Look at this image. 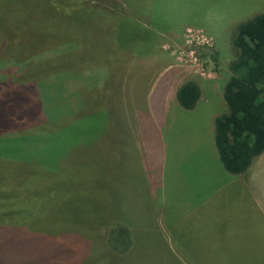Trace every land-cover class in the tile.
<instances>
[{"label":"rangeland","instance_id":"obj_1","mask_svg":"<svg viewBox=\"0 0 264 264\" xmlns=\"http://www.w3.org/2000/svg\"><path fill=\"white\" fill-rule=\"evenodd\" d=\"M259 14L264 0H0V264H201L187 202L222 166L231 39ZM188 81L194 110L174 103ZM114 218L134 238L121 260Z\"/></svg>","mask_w":264,"mask_h":264},{"label":"trees","instance_id":"obj_2","mask_svg":"<svg viewBox=\"0 0 264 264\" xmlns=\"http://www.w3.org/2000/svg\"><path fill=\"white\" fill-rule=\"evenodd\" d=\"M230 45L234 57L222 93L227 110L214 120V144L224 170L238 175L264 151V14L239 24ZM31 89V98L41 96L38 89ZM175 99L183 109L192 110L201 99V89L188 81L178 88ZM31 107L34 111L39 108L35 102ZM14 118L10 120L23 119ZM122 223L128 224L118 218L107 224L106 246L120 256L113 257L116 260L129 256L134 243L132 233Z\"/></svg>","mask_w":264,"mask_h":264},{"label":"crops","instance_id":"obj_3","mask_svg":"<svg viewBox=\"0 0 264 264\" xmlns=\"http://www.w3.org/2000/svg\"><path fill=\"white\" fill-rule=\"evenodd\" d=\"M201 101L202 90L201 99L192 110ZM210 147L217 152L215 144ZM217 162L221 163L219 156ZM208 184L214 186L205 199L204 187L201 193L198 186H193L187 202L190 206L195 197V207L187 214L200 213V228L190 223L186 230L195 228L201 236V264H264V151L242 174H230L219 164ZM198 195H202L201 200ZM214 206L216 211L212 212ZM214 213L216 216H211ZM191 257L187 252L183 259L194 264L189 261Z\"/></svg>","mask_w":264,"mask_h":264}]
</instances>
